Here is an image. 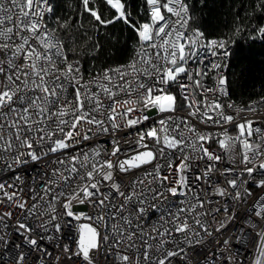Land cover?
<instances>
[{
  "label": "snow or ice",
  "instance_id": "1",
  "mask_svg": "<svg viewBox=\"0 0 264 264\" xmlns=\"http://www.w3.org/2000/svg\"><path fill=\"white\" fill-rule=\"evenodd\" d=\"M144 4L79 0L73 21L0 0V264H264V96L223 99L245 29L208 38L191 0ZM85 14L130 30L126 62L85 67Z\"/></svg>",
  "mask_w": 264,
  "mask_h": 264
},
{
  "label": "trees",
  "instance_id": "2",
  "mask_svg": "<svg viewBox=\"0 0 264 264\" xmlns=\"http://www.w3.org/2000/svg\"><path fill=\"white\" fill-rule=\"evenodd\" d=\"M100 0H98V3ZM194 5L193 27H199L208 38L231 36L233 30L240 26L245 29L236 38V48L245 50L247 58H233L230 60L226 76L229 79L230 98L237 104L245 105L264 96V37L256 35V29L264 26V11H256V0H191ZM133 15L140 11L141 20L147 19L144 15L146 5L144 0H129ZM59 14L62 17L76 19V11L81 10L79 0H57ZM111 13H108V18ZM91 17H83V28L79 32L74 30L81 44L85 43L87 36L98 39L102 45L98 59L84 56L82 62L92 72L101 68L118 65L127 61L131 55L130 30L122 23L110 25L96 32L92 27Z\"/></svg>",
  "mask_w": 264,
  "mask_h": 264
},
{
  "label": "built area",
  "instance_id": "3",
  "mask_svg": "<svg viewBox=\"0 0 264 264\" xmlns=\"http://www.w3.org/2000/svg\"><path fill=\"white\" fill-rule=\"evenodd\" d=\"M211 38H223V37H211ZM209 59H212L211 57H209ZM229 63H230V61H229ZM229 63H228V67H229ZM112 66H115V65H112ZM228 67L224 70V74L226 75V72H227V69H228ZM206 83H208L209 84V86H214V81H212V80H207L206 81ZM223 99H227V100H231V101H233L231 98H230V94H229V96L228 97H224ZM235 102V101H234ZM236 103V102H235ZM237 104V103H236ZM238 105H240V104H238ZM247 104H245V105H241V106H246ZM180 115H184V113H180ZM248 118L249 119H254V120H259L260 122H262V123H264V111H258L257 113H255L254 115L253 114H249L248 115ZM149 123H151V122H149ZM255 126V125H254ZM141 127H143V126H141ZM201 127H203V126H201ZM210 130H212V131H219V129H215V128H213V129H210ZM230 131H233L232 129H230ZM127 132H135V129H128L127 130ZM101 139V141L103 142V141H105L106 140V138L105 137H101L100 138ZM214 150H216L217 152H220V149H219V147H218V145H212L211 146ZM228 166H230V165H228ZM257 192H259V190H257ZM251 202V201H250ZM3 210H7V208H4Z\"/></svg>",
  "mask_w": 264,
  "mask_h": 264
}]
</instances>
